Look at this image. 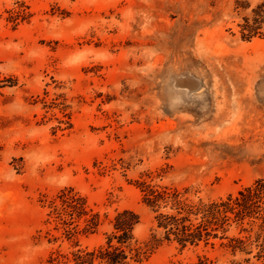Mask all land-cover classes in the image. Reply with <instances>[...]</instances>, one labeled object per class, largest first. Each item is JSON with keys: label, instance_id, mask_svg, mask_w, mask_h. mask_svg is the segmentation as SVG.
Listing matches in <instances>:
<instances>
[{"label": "rangeland", "instance_id": "374dc122", "mask_svg": "<svg viewBox=\"0 0 264 264\" xmlns=\"http://www.w3.org/2000/svg\"><path fill=\"white\" fill-rule=\"evenodd\" d=\"M257 2L0 0V264H81L124 209L130 264H261L152 244L164 230L139 186L209 202L264 178V25L240 26ZM63 191L86 200L74 235L53 211Z\"/></svg>", "mask_w": 264, "mask_h": 264}, {"label": "trees", "instance_id": "16d2710c", "mask_svg": "<svg viewBox=\"0 0 264 264\" xmlns=\"http://www.w3.org/2000/svg\"><path fill=\"white\" fill-rule=\"evenodd\" d=\"M250 7V2L244 6L247 9ZM263 25L264 0H258L251 14L245 16L240 24L242 37L252 39L262 35ZM139 186L143 201L156 213L157 228L164 230L163 239L154 237L152 244L167 240L175 241L183 247L201 243L215 247L219 243L233 254L246 255V261L254 258L264 264V178L256 180L236 195L209 202L183 199L177 188L152 184L144 179L139 182ZM168 205H171L172 210L163 211L162 207ZM52 207L67 235H74L75 227L71 225L76 218L89 213L85 198L72 191H63L59 195V202L53 201ZM86 222V229L96 228L99 215L91 213ZM138 223V214L133 210L118 212L108 246L98 251L74 253L75 259L81 264H93L97 259L101 260V264H130L124 244L130 245ZM114 238L120 245L112 243ZM132 250L136 258L145 252L141 247Z\"/></svg>", "mask_w": 264, "mask_h": 264}]
</instances>
